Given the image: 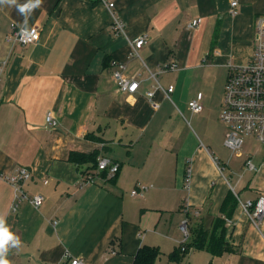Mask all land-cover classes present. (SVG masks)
I'll use <instances>...</instances> for the list:
<instances>
[{
    "label": "crops",
    "instance_id": "0c3cea01",
    "mask_svg": "<svg viewBox=\"0 0 264 264\" xmlns=\"http://www.w3.org/2000/svg\"><path fill=\"white\" fill-rule=\"evenodd\" d=\"M232 1L115 0L126 24L125 35H115L111 12L95 0H42L27 22L41 29L40 40L26 47L6 40L24 17L14 6H0V61H8L0 82V171L26 167L32 179L25 192L44 197L41 207L22 202L14 212L15 191L0 179V215L22 242L9 252L11 264H69L71 258L134 264L142 246L162 247L159 231L174 249L181 244L175 228L187 219L186 203L200 213L190 216V226L201 223L208 231L230 213L228 251L213 256L201 250L211 256L209 264H264L261 231L239 200L225 205L230 191L243 201L264 195V153L256 164L247 153L258 170L244 171L238 191L205 147L181 139L161 107L170 99L160 90L152 100L147 96L155 86L150 72L161 85L172 75V99L205 68L225 70L226 82L232 59L241 65L252 60L264 0H237L234 15ZM142 35L149 41L133 57L129 41ZM113 60L140 84L135 94L118 90ZM170 63L177 70L161 72ZM48 112L57 126L47 125ZM72 153L108 157L119 163V173L109 179L91 162H72ZM85 174L94 182L85 184ZM137 184L150 186L143 197L131 195Z\"/></svg>",
    "mask_w": 264,
    "mask_h": 264
},
{
    "label": "built area",
    "instance_id": "2783aa9c",
    "mask_svg": "<svg viewBox=\"0 0 264 264\" xmlns=\"http://www.w3.org/2000/svg\"><path fill=\"white\" fill-rule=\"evenodd\" d=\"M98 3L106 6L112 15L111 30L115 35H125L126 24L117 15L115 8V0H95ZM238 1L234 0L231 3L229 13L235 14L234 8L237 7ZM202 19H194L190 24V28H196ZM23 26L16 24L11 25V34L6 37V40L11 45H20L26 47L33 45L40 40L41 29L38 27L27 28V31L22 32ZM149 36L142 35L139 38L129 41L131 47L130 55L139 57V51L148 43ZM112 66L115 68L114 79L118 90L122 93L133 95L139 89V83L128 79L124 74L126 66L120 61L113 60ZM8 64L7 59L0 61V82L5 68ZM176 63H170L161 68V72H171L177 70ZM150 78L154 79L155 86L153 90L147 92L149 99H154L156 90H160L165 94V97L171 99L174 93V87H163L159 81L158 75L150 72ZM202 97L199 95L196 99L188 103V108L194 114H199L204 110ZM154 107L159 108L160 104L154 102ZM220 120L225 125L227 132L224 139V146L232 152H240L246 137H253L255 140L264 145V14L256 19L255 34H254V54L250 62L243 65L229 66V73L227 76L223 100L221 105ZM46 123L51 127L58 125V120L54 117L52 112L46 115ZM218 164V161L215 159ZM246 170L256 172L258 169L251 159L245 162ZM96 170L99 173H106V177L114 179L120 170L119 163L105 156H98ZM222 172V170H221ZM0 179L9 184L15 191L16 197L12 210L17 211L22 202H28L34 207L39 208L44 203L42 195H28L23 186L26 182L32 179L31 172L23 166L17 167L11 174H6L0 171ZM95 177L92 174L84 175V183L90 184L94 182ZM186 188H189V174L185 181ZM150 186L144 184H137L131 191L132 196L143 197ZM240 205L247 213L250 221L261 231L264 238V230L260 226L264 220V195H260L254 200H241L237 197ZM183 212L187 219L181 225L184 235L183 245L190 240V216L199 217V211L191 212L189 205H183ZM226 222H230L225 218ZM11 250V249H10ZM185 250V247H182ZM10 252V251H9ZM9 254V253H8ZM8 256V255H7ZM69 264H86L81 258H71Z\"/></svg>",
    "mask_w": 264,
    "mask_h": 264
},
{
    "label": "rangeland",
    "instance_id": "374dc122",
    "mask_svg": "<svg viewBox=\"0 0 264 264\" xmlns=\"http://www.w3.org/2000/svg\"><path fill=\"white\" fill-rule=\"evenodd\" d=\"M234 65L241 64L232 59L229 66ZM224 72L225 70L215 66L205 68L198 72V75L190 84L182 85L179 98L174 97L171 101L167 100L161 107L168 116L172 117V124L177 127L181 139L187 140L190 144L195 141L199 146L205 147L206 151L208 150L212 157L218 161V165L227 181L239 191L240 186L247 179L245 176L248 171L244 173L246 170L245 162L249 159L247 153L253 155L252 160L256 164L257 156L264 153V145L254 138H245L240 152H232L224 146V133L227 132V129L220 120L222 97L226 84ZM227 73H229V67L225 76H228ZM162 85L176 87L172 75L166 81H162ZM199 95L202 97L204 110L198 115H194L188 109V103ZM243 174L244 178L238 182V178ZM249 175L250 173L247 176ZM183 222L175 228L182 238L181 244L184 242V235L181 229ZM193 225L190 226L189 219L190 230ZM159 233L162 234V247L159 248L162 256L156 261V264H172L168 256L174 250V246L168 237H164L166 236L164 231H159ZM168 236H171L170 233ZM210 262L211 256L207 252L191 250L182 255L181 264H209Z\"/></svg>",
    "mask_w": 264,
    "mask_h": 264
},
{
    "label": "trees",
    "instance_id": "16d2710c",
    "mask_svg": "<svg viewBox=\"0 0 264 264\" xmlns=\"http://www.w3.org/2000/svg\"><path fill=\"white\" fill-rule=\"evenodd\" d=\"M97 158L98 155L96 153L89 155L72 153L70 156V160L72 162H91L95 168L97 166ZM104 175H106V173H104ZM236 203H238V198L233 194L232 191H230L225 201V205H227L226 209L230 204L234 205ZM229 215L230 213L227 212L226 217L228 218ZM225 224V219L223 220L221 218H217L210 231L205 229L201 223L194 224L190 230V240L184 245L181 244L169 254L168 259L170 263L181 264L182 255L191 250H207L213 256L221 255L227 252L228 244L224 241L226 230ZM183 246L185 247V250H182ZM161 256L162 252L160 251L159 247L144 245L138 250L134 259V264H156V261Z\"/></svg>",
    "mask_w": 264,
    "mask_h": 264
},
{
    "label": "clouds",
    "instance_id": "9594fccd",
    "mask_svg": "<svg viewBox=\"0 0 264 264\" xmlns=\"http://www.w3.org/2000/svg\"><path fill=\"white\" fill-rule=\"evenodd\" d=\"M41 3L42 0H26L22 4L18 3V0H0V6H14L24 17L22 32L27 31L28 17ZM21 243L20 238L10 230L5 217L0 215V264H11V261L7 259V255L10 249L19 248Z\"/></svg>",
    "mask_w": 264,
    "mask_h": 264
}]
</instances>
